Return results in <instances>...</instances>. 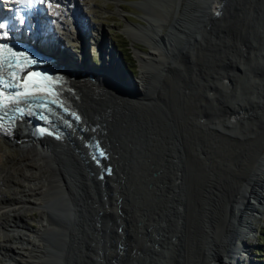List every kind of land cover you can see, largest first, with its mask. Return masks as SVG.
<instances>
[{
  "label": "rangeland",
  "instance_id": "1",
  "mask_svg": "<svg viewBox=\"0 0 264 264\" xmlns=\"http://www.w3.org/2000/svg\"><path fill=\"white\" fill-rule=\"evenodd\" d=\"M79 1H75L71 6L68 4L67 7L59 6V9L63 12L55 17L60 19V23H63L57 25L58 21L56 22L57 26L54 25V29L64 41V49L67 50L64 54L66 56L67 53L69 54L70 58L68 61L73 65L77 61L81 62L86 58L90 68L97 69L100 66L99 62H103L106 57L105 54L102 57L99 51L98 42L101 40V36L110 48H114L117 51L125 66L132 70L134 77L139 76L138 63L134 55L135 49L149 51L148 45H152L158 48L164 57L166 55L168 57L162 59V61L157 59L147 60V79L145 80L144 89L135 91L132 87L130 89L131 97L126 98L127 100L124 99L125 101L117 99L119 100L117 104L111 101L101 102L103 104L102 108L106 109L107 113L104 116L110 118L114 116L113 112L117 110L118 113L126 111L129 117L135 118L136 116V119L139 120L142 115L153 117L158 114L159 109L166 110L168 108L169 114L172 112L170 117L173 118V128L175 126L178 127V136L187 134L188 138L192 134V139L191 137L186 139L185 136L184 139L187 140L186 143L188 140L192 141L189 142V151L191 150L189 165H191L194 173L192 172L191 180L186 186V192L181 202V204L183 203L182 209L179 211L182 214H179V219H182L185 225L182 239L187 245H182V248L186 250V253L181 252V254L179 251L176 253L174 250L176 259L172 257L171 262L175 260L176 264H210L211 261H208L210 260L209 255L212 254L210 248L214 250L226 230V228L222 227L217 232L216 226L212 225L214 223L211 220L216 221L217 219L222 222L224 219L227 222L231 221L236 211H233L237 205L235 202L239 200L240 203H244L239 208H246L243 214L249 217L250 223L249 229L247 228L245 231L250 234L249 236L245 234L243 240L246 245L243 247V251L246 252L245 257H247V261L245 260L246 262H244L249 264V259L251 264H264V206H259L254 202L253 205L256 210L259 209V212L252 215L251 211L248 210V205L249 202L253 203L254 200L250 199L248 194V197H245L246 194L244 196L243 193H240L241 183H245L244 185L249 188L255 185L257 178L253 177L252 174L257 173L260 158L264 156V0H227L212 21L208 18L206 22L201 24V27L206 32L203 35L207 37V42L196 45L190 52L187 50V45L184 49H182V46L187 41L191 43L192 39L189 38L191 31L195 32L197 30L195 28L200 27L198 26L199 20L196 13L199 6L197 0L195 2L193 0H87L90 3L87 4L88 6L83 5L84 7ZM242 3H245L244 9H242ZM75 6L78 8L77 15L82 14L81 18L84 20L83 23L80 20V25L82 24L84 27L83 35L79 33L78 23H73L75 15L73 16L69 13V10L73 11L75 9ZM45 22L46 18L44 19ZM64 23L67 25L65 28H63ZM127 23L132 26L125 29ZM179 24L183 26L188 24L187 27L189 26V29H184L186 34L184 32L179 33V30L183 29V26L180 27ZM165 32L168 33V36H164L163 33ZM196 34L201 35L200 33ZM132 38H136L137 41L133 42ZM211 39H215L218 43L210 45ZM243 49H245L244 52L242 51ZM253 53H256V55L254 56ZM229 55L235 58L232 64L236 65L238 73L232 74L230 72L226 75L224 71L228 70L222 64L225 65ZM217 81H220L221 85L219 88H214L211 84ZM137 88H139L138 85ZM123 96L125 97V95ZM141 96L144 97V100L140 98ZM101 102L95 99V103L100 105ZM141 102L142 104H140ZM226 102L236 107L234 110H239L238 107L245 104L244 107L247 112L242 117L240 116L241 119L237 120L238 127L236 125L235 127L230 126L227 128L226 122H221L224 128L211 122L199 126V119L203 116L206 120L221 121L224 110H227L225 107ZM205 105L210 111L207 110V112L203 109ZM110 109L111 111L108 112ZM175 112L182 117V119L180 118L182 123L180 126L177 124L176 118L178 116ZM120 117H122V114ZM179 128H183L181 129L182 131H179ZM233 129L235 130L233 131ZM209 139L210 143H214L212 147L205 145ZM62 141L65 142L64 139ZM21 144V142L18 143V145ZM60 144L62 145L63 142H60ZM187 144L185 145L184 143L185 147ZM193 144L195 145L193 146ZM58 148L60 152L57 159L61 160L59 162L61 171L62 173L65 172L64 175L69 179L68 183L66 182L62 185H68L64 189L68 195L76 199V201L78 200L77 203L80 209L79 217L76 216L77 219L72 224V230L67 231V238L71 237L67 244L70 245V251L76 255L74 258H70L74 264H83L84 262L86 264L88 262V255L83 254L82 249L88 250V247L91 248L92 243L89 238L92 235L93 239L94 237H99L100 239L97 250L98 256H100V251L104 255L101 254L103 257H100L98 264H105V262L106 264L107 262L112 264L114 263V261H111L113 256L124 254L120 264H131L130 260L134 262L138 252L146 253L150 251L153 254L151 247L150 250L146 247V239L151 241L149 242L151 243L150 246L157 244L160 247L162 246L159 244L160 242L166 249L167 246L165 244L168 240L169 245H171L168 236H164L163 240L157 239L156 241L153 240L154 238L145 239V237H149L145 234L147 229H149H145L147 225L150 224L153 227L155 224L154 227L160 229L159 226H156L158 225L157 221H153L156 215L158 216L159 212H161L159 208L169 207L167 204L168 207L161 204V195L164 193L163 188L160 189L161 186L154 191V195L153 193L151 194L154 199L149 200L150 202L148 201V203L152 202V204L140 205L137 202L133 204L125 196H121V198L113 196L107 198L105 195L104 197H99L93 189V181H91L92 179L90 180L91 176L87 175V177H84L86 173L82 172L84 169L79 165L78 160H75L78 165L74 164L70 146H68L69 149L66 148L68 150L63 147ZM19 151L11 142L0 143V156L2 158L0 164L6 165L8 159L11 156L18 155ZM248 178L253 179L248 181ZM57 184H52V187L57 188ZM136 189H139V187L137 186ZM156 194L160 198H157ZM246 198L249 199L247 204L245 203ZM90 201L92 202L90 203ZM56 203L61 204L62 200L60 199ZM210 206L214 207V209ZM109 208L112 211L110 213L107 211ZM116 208L118 211L123 212L120 232L116 230V226L120 221L115 219V215H117L115 213ZM165 210L162 213L167 216L169 211ZM107 212L108 214L106 215ZM237 216H239V213H237ZM147 217L152 218L150 220L152 223L148 221L145 224L144 220ZM90 220H92V223ZM208 221L212 234L209 233ZM56 223H58L57 220ZM28 224L32 225L34 223L29 221ZM58 226L61 227V231H65L64 222ZM227 228L226 231H232L230 227ZM164 229L165 234H170L169 231H172H167L166 227ZM137 234L139 235L138 239L135 237ZM220 234L221 236L219 237ZM57 235L59 240L64 236L63 233ZM216 241L219 242L216 243ZM212 243L215 247L211 245ZM120 245H123L121 252L119 251L120 247H118ZM255 248L261 249L262 252L255 254ZM69 249L68 247L66 248V250ZM165 249V254L171 250ZM161 252V250H157V253H154L156 257H152L151 254H143L141 258L147 263H152L159 260L157 256ZM172 254L174 255V253ZM242 254L244 253L241 252L237 256ZM61 260L64 261L63 256H61ZM68 262H70L69 259L66 260V263ZM156 262L159 263V261ZM116 263L117 261L114 264ZM162 264H168V262L166 261Z\"/></svg>",
  "mask_w": 264,
  "mask_h": 264
},
{
  "label": "bare ground",
  "instance_id": "2",
  "mask_svg": "<svg viewBox=\"0 0 264 264\" xmlns=\"http://www.w3.org/2000/svg\"><path fill=\"white\" fill-rule=\"evenodd\" d=\"M75 1H77V0H48V2L51 4L50 9L46 10L45 12L43 11L44 12V14L42 15L43 18L41 19V22H43L44 19L46 18V22L42 23V24L39 23L37 27L32 28V33H34L36 36L37 35L39 36V30H40V35H41L40 38L42 39V41L44 43H46L50 46L56 45L60 51L67 52V50L64 49L65 48L64 47V41L62 40L61 35L58 34V32L54 29V25H56V22H58L60 20V19H57L55 16H57L59 13L61 14V12H63L62 10L59 9V6L67 7L68 4L71 6L72 4H74ZM195 1L196 0H193V2H195ZM219 1L220 0H197V2H199V6H198V12L196 10V13H197V17L199 20L198 26H200V27L195 28V29H197L195 32L191 31L189 38H191L192 41H191V43H189L187 41L186 44L182 46L183 47L182 49H184L185 46L187 45V50H189V52H190L191 49L193 47H195L196 45H200V44H203L204 42H207V37L203 35L206 32H205L204 28L201 27V24H203V22H206V19H208V18H210V20L212 21L216 17V14L219 13V11L221 10L220 8H222L219 6ZM79 2L82 6L90 3L87 0H80ZM244 7H245V3H242V9H244ZM218 9H219V11H218ZM69 13L73 16L75 15V19H74L73 23H78L77 28L80 31L79 33L81 35H83V28L84 27L82 26V24L80 25V23H81L80 20H82V23L84 21L83 18H81L82 14L80 13L81 15H77L78 14V8L76 6H75V9L73 11L69 10ZM77 17L81 18V19H78ZM143 19L146 22H148V24L151 25V23L146 18L143 17ZM180 22H182V21L180 20ZM180 22H178V23H180ZM61 23H63V22H61ZM61 23L59 21V23H57V25H59ZM44 25H45V28H44ZM187 25L183 26V25L179 24L180 27L183 26V29L182 30L180 29L179 33L184 32L186 34V31L184 29H189V26L187 27ZM66 26L67 25L64 23L63 28H65ZM131 26L132 25L127 23L125 26V29H127ZM139 26L144 27L141 25H139ZM196 33H200L201 35H197ZM163 34H164V36H168L167 32H165ZM132 41L135 42L137 40H136V38H132ZM216 43H218V42L215 39L214 40L211 39L209 42L210 45L216 44ZM98 44H99V51L101 53V56L104 57V54H105V56L108 58L105 57L103 62H100V66L97 69L90 68L88 66L86 58H84V60L81 61L83 63L81 66L79 65L80 64L79 61H77V64H78V66H77V65H73L70 62L68 63V61L66 59L62 58V60L65 63H67V65L71 64V66H73L76 69V70L70 69V70H72V72L74 74V75H72V77H74V78L71 81L73 82V86L76 89V91H75L76 94H74V96L76 97L75 99H77L75 102L77 107H75V108H76V111L78 112L79 119L85 118L84 122H87V126H91L94 122H96V119L101 120V122H100L101 125H102L103 121H106V117L104 115H107V113H106V109L102 108V105H103L102 102L105 103L107 101H111V102L117 104L119 102V100H117V99L127 100L126 98L131 97V92H130L131 90L130 89L132 87L126 81L127 80L126 75H125L126 69L122 63L121 56L119 57V55L117 54V51L114 48L109 47V45L107 44V42L105 41V39L102 36H101V40L98 42ZM148 48H149V51H140L137 49L134 50V55L136 57V60L138 63V68H139V76H135V77L133 76V78H134V82H135L136 86L138 85L139 90H142V89H144L143 87H145L144 84H145V80L147 79V68H146L147 60L157 59L159 61H162V59L168 58L167 55H166V57H164L162 55V53H160L159 49L156 48L155 46L148 45ZM245 49H246V47H245ZM245 49H243L242 51L244 52ZM61 54H62V52H58V58L59 59H61L60 58ZM253 55L255 56L256 53H253ZM66 57L69 60L70 56L68 53H67ZM233 59H235V58H233L231 55H229V57L227 58L228 61L225 62V65L222 64V66L228 70V71H224V73H226V75H228L230 72L232 74L238 73V68L236 67L235 64L234 65L232 64ZM253 60H254V57H253ZM180 64H182V63L180 62ZM229 69H231L233 71H231ZM84 75L85 76L89 75L92 77V79H90L88 77L86 78V77H84ZM211 85H213L214 88H219L221 85V82L220 81L212 82ZM224 92H226V91H224ZM122 94L125 95V97ZM225 94H227V92ZM140 98L143 99L144 97L141 96ZM95 99L100 100V102L102 101L100 104L101 106L99 104L95 103ZM130 104H132V103H130ZM137 104H138V102H137ZM140 104H142V102ZM79 105L81 106V108ZM244 105L245 104H242V106L238 107V109L240 111L237 113L234 110V108H236V107L231 106V103L226 102L225 107L227 110H224L223 115L221 116V121H219V120L218 121L206 120V118H204V116H203L202 118L199 119V126L206 125V123L211 122L215 125H219V126L223 127L221 122H224V123L226 122L227 128L230 126L235 127L238 124L237 120L241 119V117L247 112ZM99 108H101V109H99ZM167 109L168 108H166V110ZM203 109H205V111L209 110L206 105L204 106ZM229 109L233 110V114L228 115L230 113ZM108 112H109V110H108ZM170 114H172V112ZM151 118H153V117L149 116V115L148 116L142 115L139 117V120H140L139 122L141 125H143V128L147 134L152 135V136H157V128H156L157 123L154 120H152ZM76 119H77V117H76ZM64 123H65L64 126L68 125V123L70 124V122L69 121L66 122V120H64ZM88 123H89V125H88ZM151 124H152V126H151ZM178 125H179V123H178ZM237 127H238V125H237ZM100 128L103 131L106 130L105 127H100ZM175 128L178 129V127H176V126H175ZM230 130H232V129H230ZM234 130L235 129H233V131ZM186 135H184V136L186 137V139H188ZM191 135H190V137H191ZM175 137H176L175 140L177 141V139L180 136H178V134H176ZM191 139H192V137H191ZM186 141L187 140L184 139L183 142L185 143V145L188 143L187 144L188 147L186 146V149H187V151H189V149H190L189 142L191 140L190 141L188 140L187 143H186ZM2 142L5 144L7 142H9V143L11 142V144H14L20 151H19L18 155L11 156L10 159H8L6 165L0 164V264H64V262H65V264H74L73 261L70 260V258H74L76 255L70 251V249H69L70 245L67 244V242H69V240L71 238V237L67 238V236H68L67 231L72 230V228H73L72 224L77 219V217H79V213H80L79 210L80 209H79V206L77 203L78 200L76 201V199H74L73 197L68 195L66 190L64 189L68 185L67 186L62 185V184H65L66 182L68 183L69 179L67 178L66 175H64L65 172L62 173V171H61L62 169L60 168L61 165L59 163L61 160L57 159V157H59L58 153L60 152V151H58V149H59L58 147H63L66 149V148H68V146H66V143L64 141H62L58 136H56V133H54L50 136H43L40 139H38V138L35 140L31 139L25 133V127H23V126H19V127L15 126L11 130V132H5V131L0 132V143H2ZM19 142H21L22 144L18 145ZM60 142L61 143L63 142V144L61 145ZM210 142L211 141L209 139L208 143H206L205 145H207L208 147H212L214 145V143L212 144ZM194 145L195 144H193V146ZM68 149H66V150H68ZM172 153L173 154L171 156L174 157L172 159V161H165L164 163L163 162L161 163L162 166L166 168L164 170L165 174L162 175L163 180L160 181L161 180V177H160V179L156 183L151 181V182H148V184H147V182H145V184H147V186H149V187L152 186L154 188V189L152 188V190H151V192L153 194H154V191L160 186H161V188H163V186L166 187V188H164V192L165 193L167 192L166 193L167 196H171V194L174 195V193H175L174 188L176 187V185L174 184V182L176 180V177H174V175L172 173L175 172L174 174L176 176V172L181 170V169H178V168H180V166L177 163L178 161L175 160L176 159V153H174V151H172ZM164 156L166 157L168 155H164ZM145 158H146L145 164L147 166L150 167L152 165H155L153 159H151L150 156H147ZM1 159L2 158L0 156V162H1ZM80 166L84 169V171H82V170L81 171L84 174L86 173L85 176L84 175L83 176L87 177V175H90L91 176L90 180L91 179L93 180L95 177L94 176L95 174H93V175L88 174L89 172L87 171L86 167H84L82 164ZM70 169H71V167H70ZM64 170H65V168H64ZM252 175H253V177L257 178L255 185H253L252 187L249 188L248 186L244 185L245 183H241L240 193H243L244 196L246 194L245 197L249 196L250 199L254 200L253 203L249 202V205H248V207H249L248 210L251 211V214L253 215L254 213L259 212V209L256 210V208L254 207V205H253L254 202L256 204H258L259 206H262V207L264 206V197H263V195H264V156L262 158H260L259 166L257 168V173L256 174L254 173ZM142 178L144 180L147 179L145 176H142ZM248 179H249L248 181H251L250 179H253V178H248ZM84 180H86V179H84ZM95 180H98V179L95 178ZM95 180H93V181H95ZM52 184L53 185L57 184V188H53ZM70 193H72V192H70ZM86 193H87V191H86ZM147 194H149V193H147ZM247 194H248V196H247ZM170 198H171V201L169 198H165L161 195L160 201H161L162 206L167 204L169 207L166 205L168 208H164V207L159 208L160 209L159 211H161V212H159V215L158 216L156 215L155 220H153V221H157L156 223H158V222L162 223L163 222V221L158 220V219H161L162 217L166 216V215H163V213H162V212L166 211L165 209H167V211H169L171 218L176 216L174 218L177 220V222L180 221L179 214H181V213L179 211L182 209V204L180 201L173 200L174 196L173 197L171 196ZM60 199L62 200V203L61 204L58 203V204H60V205H58L56 202L59 201ZM91 202L92 201H90V203ZM147 204H152V202L147 203ZM235 204H237V205L233 211H235V210L236 211H235V214L233 215L231 221L227 222V220L223 219V221L220 222L216 219L217 217L215 218L217 222L215 220H211L214 223L212 225L216 226L217 232L219 230H221L222 227L224 229L226 228V230L228 229L227 227H230L231 228L230 230H232V231L229 232V231L225 230V233H223L224 235H222V236H221V234L219 235V237L221 236L220 237L221 240L218 237L220 243L218 245H216L217 249L213 245V243L211 244L215 248H214V250H211V248H210V251L212 253L211 255H209L210 260H208L209 262L211 261L210 264H234V261L236 258H238L236 264H240V262H242V264H245V262L247 261V257H245L246 256L245 251H241L244 254H242L241 256H237L240 253H238V251H236V248L238 247V245H236V244L240 239L244 240L245 234H247L248 236L250 234L248 232H245L246 229L248 228L249 224H250L249 223V217H247L243 214L246 208H241V207L239 208V206H243V204H244L243 202L240 203V201L238 200L237 202H235ZM79 205H80V203H79ZM178 206H180L181 208L179 210H176V207H178ZM210 207H212V206H210ZM111 208H109V210H107L109 213L111 211L110 210ZM212 209H214V207H212ZM93 210H94V208H93ZM262 211H263V209H262ZM103 212H105V211H103ZM108 212L106 213V215L108 214ZM101 213H102V211H101ZM210 213H211V211H210ZM237 213H239V216H237ZM97 214H99V213H97ZM172 214H173V216H172ZM255 215H257V214H255ZM212 216H214V215H212ZM149 217H150V215H149ZM151 219L147 217L146 220H144L145 224H146V222L150 221ZM210 219H213V218H210ZM228 219H229V217H228ZM56 220L58 221V223H56ZM29 221L34 223L35 225L34 224H32V225L28 224ZM91 221L92 220H90V222ZM94 221H96V220H94ZM62 222H64V224H65V227H64L65 231H63V230L61 231V227L58 226ZM85 222H87V221H85ZM149 225H147L148 227L146 226L145 229L149 228V229L153 230L155 224L153 225V227H151V225L150 226ZM207 225H209V221L207 222ZM88 226L90 227L89 223H88ZM96 227H98V226H96ZM179 228L182 229L181 227H179V225H175L174 229L171 232L169 231L171 236H170V234H165L164 228H160L161 230L157 228L158 229L157 231L160 230V232L158 234L160 236L158 237V239L163 240L164 236L165 237L168 236V238H170V240L174 239L175 241H178V239L176 238L177 235L175 236V234L180 233ZM163 229H164V231H163ZM90 230H91V227H90ZM184 231H185V229H184ZM184 231L182 233H184ZM210 231H211V227L209 225V233H211ZM226 232H228L229 234L227 233L228 234L227 235ZM61 233H63L64 236H62L59 240L57 234H61ZM240 237H242V238H240ZM89 239L92 243L91 248L88 247L89 248L88 250L81 248L83 251V254L85 253L86 255H88L89 260L86 264H98L100 257L104 256L101 251H100V256H98V253H97L98 252L97 250L99 247L98 242L100 239H99V237H94V239H93V235ZM232 240L235 241L234 246L235 245L236 246H235L234 250H229V248H230L229 244L231 243ZM168 241H167V243H168ZM175 241H173V242H175ZM219 241H216V243ZM111 242H112V240H111ZM122 242H124V241H122ZM186 242H187V237H186ZM244 242H243V246L245 244ZM163 243H164V241H163ZM160 244H162V243H160ZM171 245H172V243H171ZM173 245L175 247V244H173ZM185 245H187V244L185 243ZM213 246H211V247H213ZM67 247L69 250H66ZM83 247H84V244H83ZM118 247H120V249H121V248H123V245H120ZM221 247H222V249H221ZM233 247H232V249H233ZM164 249L165 248H163V254H164L163 257L165 258V262L167 261L168 264H176L175 260L172 262L169 261V259H171L172 257H174L176 259L174 249L169 250L170 252L169 253L167 252L166 254L164 253L165 252ZM158 251H159V249H158ZM171 252L174 253V255ZM179 252L180 253L181 252L186 253V250L183 248H180ZM75 253L77 254V252H75ZM125 253H127V252L125 251ZM101 254L103 256H101ZM191 254H192V252H191ZM166 255H169L167 257V259H166ZM178 255H179V253H178ZM61 256L64 257V261L61 260ZM123 257H124V255L113 256L111 258V261H117L116 264H118V263L120 264L121 261L123 260L122 259ZM158 257H160V254ZM86 258H87V256H86ZM68 259L70 262L66 263V260H68ZM76 264H78V263H76ZM83 264H85V262ZM105 264H106V262H105ZM107 264H108V262H107ZM112 264H114V263H112ZM157 264H158V262H157Z\"/></svg>",
  "mask_w": 264,
  "mask_h": 264
},
{
  "label": "water",
  "instance_id": "3",
  "mask_svg": "<svg viewBox=\"0 0 264 264\" xmlns=\"http://www.w3.org/2000/svg\"><path fill=\"white\" fill-rule=\"evenodd\" d=\"M226 2L227 0H220L219 6H224ZM123 65L126 69L125 75L127 78V83L131 87H133L135 91H137L138 88L134 82L132 72L128 70L124 63ZM109 111H111V109ZM229 111L230 113L228 115L233 114L232 109H229ZM235 111L238 113L240 110L235 109ZM113 114L114 116H112L111 118L106 116V119L108 120H102V125L100 124L101 120L96 119V122H94L92 125L90 124L91 126H87V122H84L85 118L76 119L69 116L67 117V121H69L70 124L68 123V125H65V127L62 129V133H60L61 135L58 136L61 140H65L67 146H71L70 148L72 149L71 151L73 153L71 155L74 158V164H76L75 160H78L80 165L82 164L84 167H86L87 171L89 172L88 174H95V177L93 176V180H95V178L98 180L92 181L93 188L96 191V194L99 195V197H104V195H106L107 198L112 196L115 198H121V196H125L129 200V202H132L133 204H135V202L139 203L140 205L147 204L149 200L153 199L154 195H151V190L153 187L147 186L148 182H151L153 180V182L156 183L160 179V177V181L163 180L162 175L165 174L164 170L166 168L163 167L161 163H164L165 161H172L174 157L171 155L173 154L172 151H174V153H176L175 160L178 161L177 163L180 166V168L178 169L181 170L176 172V176L174 174L175 172L172 173L174 177H176V180L174 182L176 187L174 188V195L171 194V196H174L173 200L182 202V199L186 192V186L189 184L192 174V169L189 165L191 159L190 151L188 152L184 145V136L181 135L177 139V141L175 140L177 128H173L172 118L170 117L168 110L159 109L158 114H155L153 118H151L157 123V136L147 134L143 128V125L139 123V120L136 119V117H129L126 111L123 113H118L116 110L113 112ZM121 114L122 117L119 118ZM175 114L178 116L177 118L175 117L177 119V124L179 123V125H181V115H179V113L177 114L176 112ZM100 127H105L106 130L103 131ZM181 129L183 128H179V131H182ZM100 152H103L104 155L101 156L99 154ZM164 155L168 156L165 157ZM147 156H150V158L153 159L155 165L149 167L145 164V157ZM142 176H145L147 179L144 180ZM145 182H147V184H145ZM137 186L139 187V189H136ZM164 188L166 187L163 186V190ZM166 193H162V196L165 198H169L171 201V196H167ZM156 196L157 198H160L157 194ZM248 201L249 199L246 198L245 203L247 204ZM139 204L138 206H140ZM180 208L181 207L178 206L176 207V210H179ZM115 213H117V215H115V219L120 220V224H117L116 230L117 232H120L123 212L118 211L116 208ZM174 217L171 218V215L168 214L167 216L158 219L163 222H158V225L156 226H159V228L166 227L167 231L173 230L175 225H179V227L182 228H179L180 233L175 234V236L177 235L176 238L178 239V241L171 239L170 241L172 245H169V243L167 245L166 242V250L167 248L174 249L177 253L179 249L183 247L182 245H185L182 239V236L184 234L182 233L184 231V224L182 219L177 222ZM116 230L114 231L116 232ZM147 231L145 232V234L149 237H145V239L154 238V241L158 239L159 231H157L156 227H154L153 230L147 229ZM154 234L157 236H155ZM135 237L136 239H138L139 235L137 234ZM149 242L151 241H148L147 239L145 240L146 247L149 250L151 247V251L153 254H151L150 251H147L146 253L138 252L135 261L133 262L132 260H130L131 264H141L142 262L143 264L147 263V261L141 258L143 254H151L152 257H156L154 253H157L158 249L162 250L163 252V244H160L159 242V244L162 246L158 247L157 244L150 246L151 243ZM173 244H175V247ZM234 244L235 241L232 240L229 244V250H234L235 246L238 245V249L236 248V251H238V253H241V251H243V247L245 246V244L243 246V240L240 239L235 246ZM119 250L121 252L123 249ZM161 253L159 260H156L159 261L158 264H162L165 262L163 253ZM168 256L169 255H166V259ZM237 259L238 258L235 259L234 264L237 263ZM156 261L147 264H157ZM169 261H171V259H169Z\"/></svg>",
  "mask_w": 264,
  "mask_h": 264
},
{
  "label": "snow or ice",
  "instance_id": "4",
  "mask_svg": "<svg viewBox=\"0 0 264 264\" xmlns=\"http://www.w3.org/2000/svg\"><path fill=\"white\" fill-rule=\"evenodd\" d=\"M26 6H31L35 0H21ZM20 23H24L23 20ZM10 24L0 23V39H6ZM36 61L23 52L14 51L6 44H0V129L6 132L15 126L17 119L25 115H39L47 120L45 112H52L49 105L57 104L58 97L54 90L59 79L48 75L28 71ZM40 110L37 113V110ZM7 118L5 125L3 120ZM79 119V117H77ZM101 156L103 152L99 153Z\"/></svg>",
  "mask_w": 264,
  "mask_h": 264
},
{
  "label": "trees",
  "instance_id": "5",
  "mask_svg": "<svg viewBox=\"0 0 264 264\" xmlns=\"http://www.w3.org/2000/svg\"><path fill=\"white\" fill-rule=\"evenodd\" d=\"M128 68V70L129 71H131L132 72V70L129 68V67H127ZM255 254L257 253V252H262V250L261 249H259V248H255Z\"/></svg>",
  "mask_w": 264,
  "mask_h": 264
}]
</instances>
